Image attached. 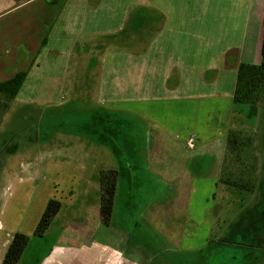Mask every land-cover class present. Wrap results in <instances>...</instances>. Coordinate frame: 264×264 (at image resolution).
<instances>
[{
	"label": "crops",
	"instance_id": "crops-1",
	"mask_svg": "<svg viewBox=\"0 0 264 264\" xmlns=\"http://www.w3.org/2000/svg\"><path fill=\"white\" fill-rule=\"evenodd\" d=\"M263 55L264 0H0V83L27 75L10 104L48 107L58 102L59 91L71 92L93 75V87L82 83L97 94L92 106L100 108L104 120L115 116L127 128L136 166L143 167L134 148L137 137L145 136L152 147L182 138L174 134L179 127H169L162 117L168 104L181 113L193 112L197 126L204 121L219 131L213 139L198 129L185 136L187 148L222 157L213 166L218 181L225 147L217 138L227 137L228 131L255 134L250 122L260 121L264 106V89L251 118L249 105L233 103L238 66H261ZM93 60L98 65L91 73ZM71 74L77 78L69 81ZM218 186L222 192H243ZM141 201L127 204V219L143 212ZM162 210L157 206L151 215L154 224ZM98 214L99 209V239L92 235L89 246L69 247L61 243L85 236L83 226L54 230L51 240H44L57 213L42 237L34 235L40 240L34 264L72 261L66 255L72 253L76 259L71 264H151V247L143 239L152 233L143 221L130 218V229L117 230L111 222L103 225ZM133 232H143L142 239H134Z\"/></svg>",
	"mask_w": 264,
	"mask_h": 264
},
{
	"label": "rangeland",
	"instance_id": "rangeland-1",
	"mask_svg": "<svg viewBox=\"0 0 264 264\" xmlns=\"http://www.w3.org/2000/svg\"><path fill=\"white\" fill-rule=\"evenodd\" d=\"M96 63L93 60L88 67L91 73ZM75 64L74 60L72 72ZM76 78L71 74L68 79ZM95 79L97 83L93 75L86 76L81 82L93 87ZM82 83L72 86L71 92L59 91L58 102L48 107L10 104L0 121V264L16 234L29 239L18 264H34L40 241L34 231L50 200L59 202L61 211L44 239L46 243L51 232L71 226H83L86 237L70 238L61 243L64 246H89L86 242L92 235L99 239V177L108 170L118 174L110 222L117 230L125 225L130 229V218L146 224L153 235L146 234L143 239L151 247V264H264V106L260 121L250 122L255 126V134H251L255 136L258 171L255 188L229 193L222 192L215 180L214 162L222 157L201 155L198 147L192 150L185 145V136L197 129L212 139L219 131L207 128L204 121L197 126L190 110L181 113L164 104V121L169 127L175 123L179 130L172 131L182 138L152 147L145 136L137 137L134 148L136 157H143L139 161L143 167L136 166L127 128L115 116L104 120L100 108L92 106L97 102L96 92ZM217 139L224 151L226 135ZM139 200L145 209L127 219V204ZM157 206L163 210L159 223L154 224L151 215ZM102 235L107 236L105 232ZM131 235L139 240L143 232ZM170 235L174 242L168 241ZM66 255L72 261L54 259L51 264L75 261V253Z\"/></svg>",
	"mask_w": 264,
	"mask_h": 264
},
{
	"label": "trees",
	"instance_id": "trees-1",
	"mask_svg": "<svg viewBox=\"0 0 264 264\" xmlns=\"http://www.w3.org/2000/svg\"><path fill=\"white\" fill-rule=\"evenodd\" d=\"M26 72L16 74L9 81L0 83V121L8 110L10 103L15 100L22 83L25 81ZM264 89V55L261 66L240 64L236 72V85L234 87L233 103L249 105V118L256 113V106L261 102V93ZM255 136L246 132L228 131L225 143V157L218 184L238 191L252 192L255 188L257 159L255 156ZM117 171H102L99 177L100 205L99 218L103 225L110 222L113 197L116 191ZM61 209L60 203L50 200L45 212L40 218L35 236H43L51 225L53 218ZM29 239L22 234H16L1 264H18Z\"/></svg>",
	"mask_w": 264,
	"mask_h": 264
}]
</instances>
